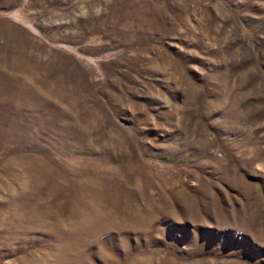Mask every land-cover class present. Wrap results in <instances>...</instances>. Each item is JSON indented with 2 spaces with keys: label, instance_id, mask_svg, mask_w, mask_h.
<instances>
[{
  "label": "rangeland",
  "instance_id": "374dc122",
  "mask_svg": "<svg viewBox=\"0 0 264 264\" xmlns=\"http://www.w3.org/2000/svg\"><path fill=\"white\" fill-rule=\"evenodd\" d=\"M0 264H264V0H0Z\"/></svg>",
  "mask_w": 264,
  "mask_h": 264
}]
</instances>
